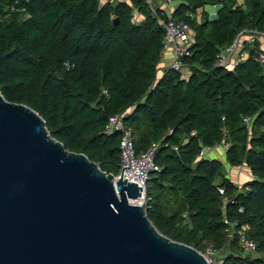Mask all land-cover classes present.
Returning <instances> with one entry per match:
<instances>
[{
  "label": "trees",
  "instance_id": "trees-1",
  "mask_svg": "<svg viewBox=\"0 0 264 264\" xmlns=\"http://www.w3.org/2000/svg\"><path fill=\"white\" fill-rule=\"evenodd\" d=\"M169 16L147 0H0V91L45 120L66 149L85 154L107 174L121 167V134H107L123 115L137 154L155 146L158 171L146 189L147 215L174 242L223 264H264L245 253L238 233L264 254V63L260 43L234 66L214 67L245 29L264 33V0H172ZM208 5L219 6L210 20ZM26 12H12V7ZM199 10L201 18H197ZM139 15L143 16L141 20ZM170 17L195 32L185 62L159 76ZM245 118L251 119L248 125ZM225 146L230 167L253 176L236 186L204 148ZM221 191L224 194H221ZM227 219L234 228L229 235Z\"/></svg>",
  "mask_w": 264,
  "mask_h": 264
},
{
  "label": "water",
  "instance_id": "water-1",
  "mask_svg": "<svg viewBox=\"0 0 264 264\" xmlns=\"http://www.w3.org/2000/svg\"><path fill=\"white\" fill-rule=\"evenodd\" d=\"M141 198L0 91V264H209L162 235Z\"/></svg>",
  "mask_w": 264,
  "mask_h": 264
},
{
  "label": "built area",
  "instance_id": "built-area-1",
  "mask_svg": "<svg viewBox=\"0 0 264 264\" xmlns=\"http://www.w3.org/2000/svg\"><path fill=\"white\" fill-rule=\"evenodd\" d=\"M172 0H165V4L171 3ZM12 12L20 11L25 13V8L17 9L12 7ZM161 25L165 29V37L163 41L162 56L169 53L172 61L171 69L181 73L183 77L189 78L192 75L191 69L185 62V59L191 56V47L195 43L194 30L184 22H177L170 17L168 22L160 21ZM264 33L257 29H245L238 34L235 41L224 48L217 57V62L214 67H228L233 68L239 63L245 61L250 51L255 47V44L259 41ZM259 61L264 63V53L259 55ZM123 115H116L109 118L108 125L105 129L107 134L120 133L121 134V167L120 172L116 176L118 180L120 175L124 179L137 184L142 188V198L131 203L142 204L146 202V189L150 176L158 171V167L155 163V153L157 148L153 146L148 151L137 154L135 150L133 133L124 124ZM246 124L251 123V119L245 118ZM227 149V147H226ZM212 150L207 147L201 151L200 157H206V155ZM221 194H224L221 191ZM225 224L229 226V235L232 239L234 237V228L230 222L225 219ZM247 227H242L238 233L239 243L244 249L245 253H251L256 251V243L248 238ZM209 264H223V260L216 256L212 247H209L205 254H203ZM216 256V257H215Z\"/></svg>",
  "mask_w": 264,
  "mask_h": 264
},
{
  "label": "crops",
  "instance_id": "crops-1",
  "mask_svg": "<svg viewBox=\"0 0 264 264\" xmlns=\"http://www.w3.org/2000/svg\"><path fill=\"white\" fill-rule=\"evenodd\" d=\"M104 2H114V1H123V2H127L129 3V0H103ZM242 1V0H239ZM148 4L150 5V8L153 12H155L156 9H160L162 10V12L164 14H167L169 16H171L176 7H177V3L174 4V6H168L167 4H165V0H147ZM219 6H212V7H205L203 10L204 12L207 14V17L211 20V19H216L217 17V12H218ZM203 10H199L197 13V18L200 19L201 15H202V11ZM139 18L142 20L143 16L139 15ZM259 43H260V51L264 53V36L261 37L259 39ZM167 69V67L163 66L161 68V70H159V76L161 77L163 75V71ZM207 158L209 159H217L220 160L221 162H223L225 164V166H229L226 163V147L225 146H216L214 148H212V150L206 155ZM227 174H228V178L238 187L243 186L245 183H247L248 181H251L253 176L251 174V170L249 168H247L246 166H241V167H228L226 170ZM244 174V175H243ZM243 175V176H242ZM242 176V178H241Z\"/></svg>",
  "mask_w": 264,
  "mask_h": 264
},
{
  "label": "rangeland",
  "instance_id": "rangeland-1",
  "mask_svg": "<svg viewBox=\"0 0 264 264\" xmlns=\"http://www.w3.org/2000/svg\"><path fill=\"white\" fill-rule=\"evenodd\" d=\"M177 2H171V3H167V5L168 6H174V4H176ZM207 7V6H206ZM208 7H212V5H208ZM211 20H214V19H211ZM167 67V68H171V66H172V61H171V57H170V55H169V53H167V54H165V55H163L162 56V60H161V62H160V64H159V66H158V69L159 70H161V68L162 67ZM229 166H227L226 165V170H227V168H228ZM228 174H230V173H228ZM244 175V174H243ZM242 175V176H243ZM242 176H241V178H242ZM249 255L251 254L253 257H262L263 259H264V254H262V253H258V252H256V251H254V252H251V253H248ZM217 257H218V254L216 255ZM215 256V257H216Z\"/></svg>",
  "mask_w": 264,
  "mask_h": 264
}]
</instances>
